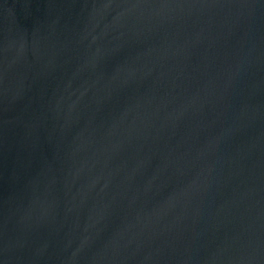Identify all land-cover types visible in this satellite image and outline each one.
<instances>
[{
  "label": "water",
  "instance_id": "water-1",
  "mask_svg": "<svg viewBox=\"0 0 264 264\" xmlns=\"http://www.w3.org/2000/svg\"><path fill=\"white\" fill-rule=\"evenodd\" d=\"M0 264H264V0H0Z\"/></svg>",
  "mask_w": 264,
  "mask_h": 264
}]
</instances>
